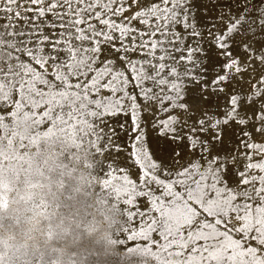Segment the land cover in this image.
Wrapping results in <instances>:
<instances>
[{"label": "snow or ice", "instance_id": "1", "mask_svg": "<svg viewBox=\"0 0 264 264\" xmlns=\"http://www.w3.org/2000/svg\"><path fill=\"white\" fill-rule=\"evenodd\" d=\"M0 122L78 134L155 264H264V0H0Z\"/></svg>", "mask_w": 264, "mask_h": 264}, {"label": "rangeland", "instance_id": "2", "mask_svg": "<svg viewBox=\"0 0 264 264\" xmlns=\"http://www.w3.org/2000/svg\"><path fill=\"white\" fill-rule=\"evenodd\" d=\"M122 224L78 134L35 138L0 122V264H155L124 239Z\"/></svg>", "mask_w": 264, "mask_h": 264}]
</instances>
